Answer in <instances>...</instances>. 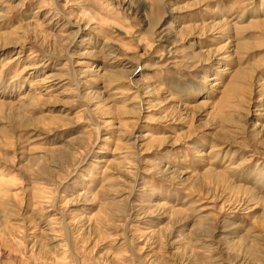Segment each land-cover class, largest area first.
I'll return each mask as SVG.
<instances>
[{
	"label": "rangeland",
	"instance_id": "obj_1",
	"mask_svg": "<svg viewBox=\"0 0 264 264\" xmlns=\"http://www.w3.org/2000/svg\"><path fill=\"white\" fill-rule=\"evenodd\" d=\"M262 19L0 0V264H264Z\"/></svg>",
	"mask_w": 264,
	"mask_h": 264
},
{
	"label": "bare ground",
	"instance_id": "obj_2",
	"mask_svg": "<svg viewBox=\"0 0 264 264\" xmlns=\"http://www.w3.org/2000/svg\"><path fill=\"white\" fill-rule=\"evenodd\" d=\"M262 20H264V19H262ZM80 32V31H79ZM9 47V45H7V44H1L0 43V52L2 51V50H5L6 48H8ZM20 54V53H19ZM221 59H218V61L219 62H222L224 59H226V57H220ZM16 59H18V57L16 58H14L13 60H16ZM13 60L12 61H8L6 64H5V66H10V65H12L14 62H13ZM40 70H41V65L39 66V65H30V66H27L26 68H24V70L22 71V74H25L26 75V77L27 78H33V76L34 75H36V74H38L39 72H40ZM30 76V77H29ZM38 80H37V86H39V87H47V88H49V91L48 92H53L54 90H56V88L57 87H55L54 85H57L58 83H56V80L58 79V75L57 74H51V75H47V76H44V77H39V78H37ZM229 89V88H228ZM227 89V90H228ZM230 90V89H229ZM231 90H234V89H231ZM235 92H236V90H234ZM226 89L223 87V89H222V87H221V89L219 90V93H220V95H221V97H226ZM235 92H233L230 96H227V98L229 99V98H232V97H234V93ZM4 95H2V94H0V98H2ZM230 101V100H229ZM3 102L2 101H0V105H6V104H2ZM180 105H182V107H187V106H189L186 102L183 104H180ZM200 105H206V102H201L200 103ZM192 107H194V106H191V108ZM162 205V204H161ZM164 205H166V204H164Z\"/></svg>",
	"mask_w": 264,
	"mask_h": 264
}]
</instances>
